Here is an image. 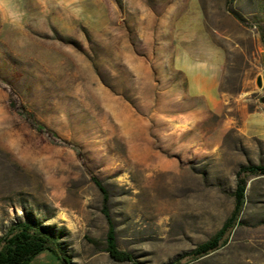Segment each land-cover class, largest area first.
<instances>
[{"label": "rangeland", "instance_id": "obj_1", "mask_svg": "<svg viewBox=\"0 0 264 264\" xmlns=\"http://www.w3.org/2000/svg\"><path fill=\"white\" fill-rule=\"evenodd\" d=\"M262 34L264 0H0V237L48 227L72 264H264L250 174L227 242L188 256L231 215L237 171L264 165ZM216 50L213 111L178 65Z\"/></svg>", "mask_w": 264, "mask_h": 264}, {"label": "trees", "instance_id": "obj_2", "mask_svg": "<svg viewBox=\"0 0 264 264\" xmlns=\"http://www.w3.org/2000/svg\"><path fill=\"white\" fill-rule=\"evenodd\" d=\"M264 44V36L261 35ZM264 176V165L252 164L241 167L236 173V187L234 190V208L231 215L224 222L222 228L208 241L198 245L188 253L192 259L208 255L228 240L233 228L238 224L240 215L246 202L245 175ZM103 194V211L106 213L107 193L100 182L94 179ZM109 222V221H108ZM108 251L120 255L115 249V234L111 223L107 232ZM48 251L55 255L61 264H72L58 242V236L50 228L30 221L12 224L0 237V264H29L39 253ZM170 264H180L179 260Z\"/></svg>", "mask_w": 264, "mask_h": 264}, {"label": "crops", "instance_id": "obj_3", "mask_svg": "<svg viewBox=\"0 0 264 264\" xmlns=\"http://www.w3.org/2000/svg\"><path fill=\"white\" fill-rule=\"evenodd\" d=\"M214 53V56L211 55V57L205 59L193 57L189 53H186L179 60L178 69L186 77L188 94L204 100L211 110L217 111L222 107L219 96V85L222 76L223 56L219 50H216ZM260 57L259 77H261L264 88V49L260 50ZM45 252L47 251L38 255V257H41V260L38 262L39 264H61L55 255L44 254Z\"/></svg>", "mask_w": 264, "mask_h": 264}, {"label": "water", "instance_id": "obj_4", "mask_svg": "<svg viewBox=\"0 0 264 264\" xmlns=\"http://www.w3.org/2000/svg\"><path fill=\"white\" fill-rule=\"evenodd\" d=\"M256 83H257V85H258L259 88L262 87L261 77H258V78H257ZM262 102H264V99H262Z\"/></svg>", "mask_w": 264, "mask_h": 264}]
</instances>
